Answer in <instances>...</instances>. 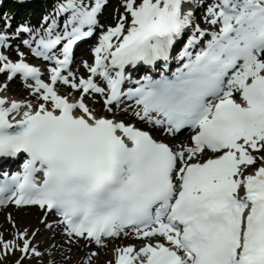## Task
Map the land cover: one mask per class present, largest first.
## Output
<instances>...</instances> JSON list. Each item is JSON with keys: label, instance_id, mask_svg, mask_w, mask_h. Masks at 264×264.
Returning <instances> with one entry per match:
<instances>
[{"label": "snow or ice", "instance_id": "1", "mask_svg": "<svg viewBox=\"0 0 264 264\" xmlns=\"http://www.w3.org/2000/svg\"><path fill=\"white\" fill-rule=\"evenodd\" d=\"M121 2L93 63H84L87 78L63 73L74 46L94 35L107 0H58L39 28L15 30L52 65L49 82L23 52L14 61L0 53V73L19 77L35 97L0 94V158L25 157L20 171L3 173L0 207H38L39 223L62 226L69 245L102 248L130 232L149 241L116 247L108 264H264V0ZM201 8L208 27L196 22ZM10 27L5 17L0 46H9ZM139 65L150 67L134 80ZM57 84L71 91L60 94ZM96 96L111 115L90 107ZM124 98L150 130L116 118L114 106L128 111L120 109ZM186 129L190 142L178 145L153 135L175 138ZM205 152L213 155L201 159ZM50 215L58 219L50 223ZM8 221L14 231L0 232V264L41 257L40 228L20 229L10 214ZM98 255L88 252L81 264Z\"/></svg>", "mask_w": 264, "mask_h": 264}, {"label": "bare ground", "instance_id": "2", "mask_svg": "<svg viewBox=\"0 0 264 264\" xmlns=\"http://www.w3.org/2000/svg\"><path fill=\"white\" fill-rule=\"evenodd\" d=\"M101 114L100 111L96 110ZM103 115H107L106 113ZM164 139V138H162ZM176 145V141L172 142ZM28 209L25 214H20L22 211ZM14 210V209H12ZM38 210L35 207L18 209L17 214L13 220H15L17 227H28L30 230L40 228V232L37 235L35 242H39V248L43 249L45 254L54 260H62L65 264H81L82 258L85 256V245L79 243L77 245H65L63 243V237L59 234L58 229L46 230L39 224L40 215H37ZM118 245H132V242L127 240H111L107 249L95 258L94 264H106L114 256L113 250ZM123 247V246H122ZM69 248L71 251H69ZM68 250V253L66 252Z\"/></svg>", "mask_w": 264, "mask_h": 264}, {"label": "rangeland", "instance_id": "3", "mask_svg": "<svg viewBox=\"0 0 264 264\" xmlns=\"http://www.w3.org/2000/svg\"><path fill=\"white\" fill-rule=\"evenodd\" d=\"M119 13H121L120 8H119V1L118 0H110V3H109V5L106 8L105 16H109V19L111 18V16H115L114 19H116V17L118 16ZM39 27L40 26H36L35 28H39ZM23 213H25V212H23ZM11 214H12L13 217H15L17 215V214H14V213H11ZM20 214H22V213H20ZM0 217L2 218V221H3L4 220V216H0ZM0 227L2 229V230H0V232H4V234H5V236L7 238H11L12 237L13 233H12L10 227H8L6 224H5L4 227H2V226H0ZM88 251H90V250H88ZM88 251H87V253H88ZM18 255L19 254H17V256ZM34 258L35 257L26 260L25 264H34V263H36L34 261ZM15 259H16V257L10 256V257L7 258L6 262H4V264H13Z\"/></svg>", "mask_w": 264, "mask_h": 264}]
</instances>
